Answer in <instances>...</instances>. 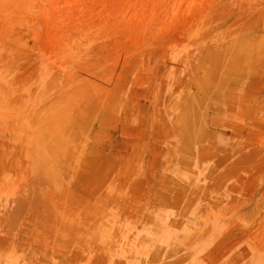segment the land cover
<instances>
[{
	"label": "rangeland",
	"instance_id": "1",
	"mask_svg": "<svg viewBox=\"0 0 264 264\" xmlns=\"http://www.w3.org/2000/svg\"><path fill=\"white\" fill-rule=\"evenodd\" d=\"M0 264H264V0H0Z\"/></svg>",
	"mask_w": 264,
	"mask_h": 264
},
{
	"label": "bare ground",
	"instance_id": "2",
	"mask_svg": "<svg viewBox=\"0 0 264 264\" xmlns=\"http://www.w3.org/2000/svg\"><path fill=\"white\" fill-rule=\"evenodd\" d=\"M30 22H31V21H30ZM30 22H29V23H30ZM25 23H26V22H25ZM29 23H28V24H29ZM26 24H27V23H26ZM34 30H35V29H34ZM34 30H33L32 32H34ZM25 33H26V32H25ZM33 34H34V33H32L31 35L34 36ZM36 35H37V33H36ZM36 35H35V36H36ZM35 36L32 38V39H34V41H35ZM37 38H38V37H37ZM37 38H36V40H37ZM19 43H20V42H19ZM25 43H26V42H25ZM21 44H23V43H21ZM23 45H25V47H26V44H23ZM23 45H21V46H23ZM102 46H103V45H102ZM102 48H103V47H102ZM28 49H29V48H28ZM20 50H21V49H20ZM33 51H34V50H33ZM29 52H31V51H29ZM18 53H19V52H18ZM101 69H102V68H101ZM100 72H101V71H100ZM105 72H106V71H105ZM111 76H112V75H111ZM111 76H110V78H111ZM115 76H116V75H115ZM104 103H105V101H104ZM201 103H202V102H201ZM58 110H59V108H58ZM185 114H186V113H185ZM92 116H94V115H92ZM186 117H187V116H186ZM91 119H92V118H91ZM100 124H101V123H100ZM180 127H181V125H180ZM82 138H83V137H82ZM50 139H51V138H50ZM59 141H61V140H59ZM91 143H92V142H91ZM95 143H96V141H95ZM96 144H97V143H96ZM85 145H86V144H85ZM98 145H99V144H98ZM85 147H87V146H85ZM95 147H96V146H95ZM88 148H91V147L88 146ZM88 148H87V150L90 151V149H88ZM80 149H81V148H80ZM85 149H86V148H85ZM85 149H84V150H85ZM92 150H93V149H92ZM105 151H106V150H105ZM84 152H85V151H84ZM84 152H83V153H84ZM85 154H90V153H88V151H86V153H84L83 156H85ZM91 154H92V153H91ZM83 156H82V158H83ZM97 156H98V155H97ZM90 157H91V156H90ZM108 157L110 158V156H108ZM113 157H114V156H113ZM94 160H95V159H94ZM81 161H82L81 165L85 163V162L83 163L84 160H81ZM85 161H86V160H85ZM92 161H93V160H92ZM110 161H111V160H110ZM86 162H88V161H86ZM110 163H111V162H110ZM85 164H86V163H85ZM89 164H90V163H89ZM79 165H80V164H79ZM78 167H79V166H78ZM81 167H83V166H81ZM89 167H90V166H89ZM79 168H80V167H79ZM92 169H93V168H92ZM79 170H81V169H79ZM77 171H78V170H77ZM82 171H83V169H82ZM78 172H79V171H78ZM87 173H88V169H87ZM68 174H69V173H68ZM68 174H67V175H68ZM75 174H76V173H75ZM82 174H83V173H82ZM79 175H80V174H79ZM50 176H51V175H50ZM106 176H108V175H106ZM78 177H79V176H78ZM86 177H87V174H86ZM76 178H77V177H76ZM100 178H101V177H100ZM100 178H99V179H100ZM103 178H104V177H103ZM103 178H102V179H103ZM73 180H74V179H73ZM79 180H80V177H79ZM68 181H69V180H68ZM84 181H85V180H84ZM80 182H81V181H80ZM86 183H87V182H86ZM94 183H95V182H94ZM37 185H38V184H37ZM82 185H83V184H82ZM103 185H104V184H103ZM87 186H88V185H87ZM87 186H86V187H87ZM28 187H29V186H28ZM36 187H37V186H36ZM68 187H69V185H68ZM86 187H85V188H86ZM89 187H90V186H89ZM89 187H88V188H89ZM98 188H99V187H98ZM92 190H94V189L92 188ZM68 191H70V190H68ZM94 191H95V190H94ZM59 193H60V192H59ZM69 194H70V193H69ZM77 194H79V193H77ZM77 194H76V195H77ZM86 194H87V193H86ZM95 194H96V192H95ZM102 194H103V193H102ZM54 195H55V194H54ZM62 196H63V195H62ZM79 196H80V195H79ZM88 196H89V195H88ZM91 196H92V195H91ZM100 196H101V195H100ZM57 197H59V196H57ZM64 197H66V196H64ZM98 197H99V196H98ZM58 199H59V198H58ZM99 199H100V198H99ZM99 199H98V200H99ZM101 200H102V199H101ZM58 201H59V200H58ZM104 201H105V200H104ZM104 201L102 200L101 202H104ZM55 202H56V200H55ZM56 203H57V202H56ZM96 203H98V202H96ZM94 204H95V203H94ZM87 205H88V204H87ZM99 205H100V204H99ZM99 205H98V206H99ZM60 206H61V205H60ZM94 206H95V205H94ZM100 206H101V205H100ZM101 207H103V206H101ZM60 208H61V207H60ZM99 208H100V207H99ZM96 209H98V208H96ZM104 209H105V208L103 207V210H104ZM58 210H59V209H58ZM68 210H69V209H68ZM98 210H99V209H98ZM98 210H97V211H98ZM89 212H90V211H89ZM103 212H105V211H103ZM106 212H108V211L106 210ZM66 213H67V212H66ZM91 213H93V211H92ZM97 214H98V212H97ZM108 214H109V213H108ZM59 215H60V214H59ZM67 216H68V215H67ZM97 216H98V215H97ZM107 216H108V215H107ZM75 217H76V216H75ZM94 217H95V216H94ZM105 217H106V216H105ZM97 218H98V217H97ZM106 218H108V217H106ZM81 220H82V219H81ZM105 220H106V219H105ZM108 221H109V220H108ZM89 223H90V222H89ZM63 235H64V234H62V236H63ZM60 236H61V235H60ZM64 236H66V235H64ZM164 250H165V249H164ZM138 252H139V251H138ZM167 252H168V251H167ZM143 253H144V252H143ZM145 253H146V252H145ZM142 257H143V256H142ZM138 263H139V262H138Z\"/></svg>",
	"mask_w": 264,
	"mask_h": 264
}]
</instances>
